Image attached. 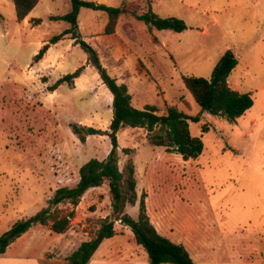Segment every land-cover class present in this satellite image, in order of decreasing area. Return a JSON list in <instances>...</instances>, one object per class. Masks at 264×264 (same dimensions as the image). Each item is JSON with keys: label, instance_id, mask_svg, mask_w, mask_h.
Masks as SVG:
<instances>
[{"label": "rangeland", "instance_id": "1", "mask_svg": "<svg viewBox=\"0 0 264 264\" xmlns=\"http://www.w3.org/2000/svg\"><path fill=\"white\" fill-rule=\"evenodd\" d=\"M87 1L118 6L124 0ZM127 1L141 11L147 10V2H152L159 16L179 17L187 29L151 30L144 21L122 15L115 32L108 34L107 14L83 7L78 17L82 29L64 31L62 37H81L78 32L82 30L100 59L110 50L102 43V37L107 36L110 46L139 53L141 65L152 77L146 97L199 116V122L189 121L190 130L193 136L202 137L204 149L197 159L185 160L174 149L153 142L162 133L157 128L148 131L146 138L151 147L146 145L136 160V150H119L121 170L126 171L132 161L139 172L136 178L140 198L138 194L134 206L127 204L125 212L137 219L142 194L160 190V183L170 196L172 210L163 216L164 221L176 227V234L170 237L176 239L192 224L201 228H195L192 234L199 241L196 259H237L231 257L240 256L241 237L264 248V0ZM71 9V0H46L35 12L45 21L42 30L58 31L67 22H51L50 15H63ZM27 34L17 20L13 0H0V236L16 222L44 208L55 210L51 203L55 191L76 185L81 166L96 155L84 147L88 126L77 123L85 108L65 98H47L44 93L52 91L51 86L44 89L41 80L31 79L28 64L35 60V45L26 40ZM80 49L81 55H75L73 63L82 60L84 51ZM229 50L238 58L228 78L231 87L249 92L254 99V105L236 120L202 111L183 81L184 75L210 79ZM74 125L84 128V141L74 132ZM204 125L208 130H203ZM140 132L138 140L145 138ZM95 143L100 150L106 146L103 141ZM100 190L104 191V187ZM59 207L64 213L74 208L71 204ZM93 207L90 205L89 210ZM106 209L111 210L109 220L119 216L113 210L112 199L111 205H103ZM82 215L81 220L76 219L75 209L67 231L85 225L90 238L96 236L103 218ZM44 225L51 226V222ZM116 226L119 229L127 225L116 220ZM131 232L126 229L125 236ZM109 250L120 253L122 247L112 246ZM68 256L47 258L43 264H69Z\"/></svg>", "mask_w": 264, "mask_h": 264}, {"label": "trees", "instance_id": "2", "mask_svg": "<svg viewBox=\"0 0 264 264\" xmlns=\"http://www.w3.org/2000/svg\"><path fill=\"white\" fill-rule=\"evenodd\" d=\"M16 17L18 21H23L36 7L38 0H13ZM72 9L64 15L51 16V20L67 21L71 27L65 33H73L78 30V17L81 8H90L103 11L108 16L106 33H114L118 20L122 15H131L138 20L144 21L152 30H173L182 32L187 29L186 22L176 16L161 17L152 6V2H147V10L140 8L124 0L120 5H108L87 0H71ZM40 24L41 19L33 20ZM56 35L50 42H56L62 35ZM80 44L88 55V61L97 68L101 79L114 95L113 109L114 116L110 125V131H103L93 127L85 128L87 134H107L111 139L112 149L108 156L103 159L92 158L83 164L79 170L80 180L76 185L60 187L55 191L51 203L56 206L55 210L44 208L36 215L16 222L9 230L0 236V254H4L8 246L18 237L27 232L33 225L48 224L51 222V229L56 233H65L75 216V208L80 204L83 195L93 187L102 186L108 183L112 199V206L119 216L115 220L109 217L103 218L101 227L96 236L83 241L81 245L68 256L69 264H88L101 242L113 237L117 231L115 221L121 220L125 225L130 226L135 234L136 242L142 245L149 255L150 264H195L190 253L182 243H176L161 235L147 212L146 194H142L140 199L139 214L134 219L125 212L127 204L136 205L138 200L137 178L134 162L130 161L126 166V171L121 170L119 165V144L117 133L122 127H143L148 131L159 129L162 133L153 141L156 145L174 149L180 153L185 160L197 159L203 152L204 142L202 137L193 136L190 130V120L199 122V116H191L180 110L176 105L167 107L164 114H159V109L155 105H146L143 109L136 108L132 104V94L127 84L119 83L117 78L112 76L108 69L102 64L97 50L82 39L80 35L73 37ZM49 44L44 45L35 55V61H39L47 52ZM238 65V58L234 51H227L214 68L212 77L184 75L183 81L186 87L194 96L202 111L212 115H222L229 120H236L243 116L253 105L254 99L249 92H241L231 87L229 75ZM84 66L79 67L74 72L60 78L50 90L54 91L62 83H73L79 77ZM204 125L203 130H208ZM81 140H85L80 126H73ZM124 152L130 149H124ZM60 204H71L74 208L67 213L59 207Z\"/></svg>", "mask_w": 264, "mask_h": 264}, {"label": "crops", "instance_id": "3", "mask_svg": "<svg viewBox=\"0 0 264 264\" xmlns=\"http://www.w3.org/2000/svg\"><path fill=\"white\" fill-rule=\"evenodd\" d=\"M45 1L38 0L36 7L21 21L23 28L28 32L26 40H32L31 42L35 45L34 57L44 45L49 44L47 52L39 61L33 60L31 65L28 64V72L30 73L31 79L41 80L45 89L48 86L54 85L65 75L84 66L81 75L75 78L73 84L69 85L67 82L62 83L54 91L47 90V93H44V95L53 100L56 98H65L68 102L84 107L85 110H82L84 115L80 117L77 122L78 124L81 123L83 126L110 131L109 126L114 116V95L101 79L97 68L88 62V55L84 50L80 63H73V57L75 55H81V46L76 43V39L66 34L58 41L50 42L52 37L69 29L71 24L66 21L67 24L58 31L42 30L45 21L35 11L37 6ZM51 16L56 15H50L49 19ZM35 19H41V23H35L33 21ZM50 21L59 22L51 19ZM79 27L82 29L81 22H78V29H80ZM48 28H51V26L49 25ZM78 34H81L82 39L88 41L87 39L89 38L82 30H79ZM102 39L103 45H108L110 50L106 54H102L101 62L108 69L109 73L117 78L119 83L127 84L133 97L132 104L139 109H143L149 104L155 105L159 109V114H164L167 105L157 104L146 97L145 93L149 89L152 77L147 73V69L141 65L139 53L128 52L126 49L110 46V38L108 36L102 37ZM14 83L15 85L19 84L18 81H14ZM103 119L106 120L105 123H101L100 120ZM140 131H142L145 138L138 140L140 138L137 137L138 139H136V136L141 133ZM147 135L148 130L143 127H122L117 133L120 152L125 148L131 149V151L136 150V160L139 155L144 153V147L146 145L151 147V144L148 143L146 138ZM108 140H110V137L107 134H91L87 136L86 143L83 145L86 147V150H90L96 154L92 158L103 160L112 149V144H109ZM96 141H103L106 146L102 150L97 149ZM134 164L137 174L138 166L135 162ZM159 184L158 187L160 190L154 189L152 192L148 191L147 193L146 207L150 219L161 235L166 236L173 242L182 243L195 261V264H264V248L251 242L247 237H241L239 239L240 256L231 257L237 259L229 261L196 259L195 254H198L199 241L192 234L197 226L191 223L192 225L190 227L187 226L183 230V233H179L176 239L170 237L176 234V227L173 224H167L163 218V216L165 217L168 213L172 212L168 198L170 196H168L165 187ZM102 187H104V191L100 190ZM107 204L111 205V194L108 183H104L99 187L90 188L83 195L80 204L75 208L76 215L78 216L76 219L81 220L84 217L82 213L86 217H107L111 213L110 209L103 210V205ZM90 205L95 206V208L93 207V210H89ZM84 227L85 225H79L70 232L56 233L52 231L49 225L40 223L33 225L27 232L12 242L4 254H0V264H43L47 258L52 260L66 256L67 254L70 255L83 241L90 239V235ZM199 228H196V231ZM115 229L117 233L113 237L106 238L101 242L88 264H150L147 251L142 245L136 242L132 229L128 226L119 229L116 226ZM126 229L132 231L127 237L125 236ZM117 245L122 247L120 253L109 250V247H117ZM66 250L70 253H67Z\"/></svg>", "mask_w": 264, "mask_h": 264}]
</instances>
